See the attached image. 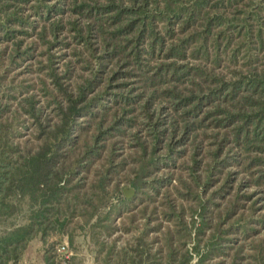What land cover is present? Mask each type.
<instances>
[{
    "label": "trees",
    "instance_id": "trees-1",
    "mask_svg": "<svg viewBox=\"0 0 264 264\" xmlns=\"http://www.w3.org/2000/svg\"><path fill=\"white\" fill-rule=\"evenodd\" d=\"M31 1L39 15L43 9L47 14L68 10L64 0L58 9L44 0H0V39L29 33L24 25L30 21L21 9ZM70 1L69 11L76 18L67 29L94 58L92 77L76 85L56 79L53 116L47 119L32 92L18 101L21 108L16 112L31 119L34 144L16 139L14 120L6 114L9 104L0 103V221L12 222L0 234V264H29L25 252L36 238L43 245V264H85L75 243L78 235L88 239L87 255L94 264H190L194 257L193 264H222L214 262L215 257L227 258L229 264H264V238L252 245L247 261L238 238L254 231L253 221L239 210V201L251 194L236 193L223 212L214 214L213 207L219 206L215 199L225 198L232 186V172L207 199L200 192L171 186L197 203L190 207L189 219L170 196L171 176L149 180L155 171L175 163L174 144L189 140L192 178L201 185L194 174L201 148L196 130L207 128L215 132L204 188L212 184L213 175L235 165L247 176L240 186L260 187L257 197L264 199V0ZM79 18L87 23L78 26ZM11 23L21 26L13 28ZM63 27L43 26L37 35L57 38ZM22 42L20 38L10 50V64L32 57L34 46L21 49ZM107 68L110 79L131 77L140 89L135 95L131 90L111 95V121L110 107L100 96L87 98L101 85L100 75ZM49 72L55 77L53 69ZM65 73L71 74L70 65ZM158 98L168 102L163 108L171 115L164 155L160 145L167 128L160 127L165 119L149 111ZM136 104L147 120L151 147L136 135L140 154L131 162L138 167L130 172L132 178H121L129 161L116 153L119 140L109 145L105 141L114 133L124 136L125 128L136 123ZM92 125L94 133L89 135ZM96 162L98 168L89 178ZM125 183L134 189L129 197ZM251 219L264 228L263 216ZM63 237L71 250L67 258L52 249Z\"/></svg>",
    "mask_w": 264,
    "mask_h": 264
},
{
    "label": "rangeland",
    "instance_id": "rangeland-1",
    "mask_svg": "<svg viewBox=\"0 0 264 264\" xmlns=\"http://www.w3.org/2000/svg\"><path fill=\"white\" fill-rule=\"evenodd\" d=\"M44 2L49 6L59 5L56 9L61 7V0H44ZM70 2V0H64L63 2L65 9L68 8L66 12L61 13L59 9V11L54 10L47 14L43 9V11H41L42 15H39L35 13L34 8L32 7L33 1H31L21 9V14L24 17H27V19L30 21L29 24L24 25L27 26L25 28H27L29 33L27 35L17 34L10 40H5L4 38L0 39V103L9 104V110L6 112V114L11 116V119L14 120V126L17 130L15 137L17 140H26L31 144H34V137L31 134V119L22 112L21 114H19L20 112H16V110L21 108L20 104H18L19 100L31 92V94H35V98L38 100L37 106H41L43 108V118L47 119L53 116L52 110L54 108V103L51 92H55L54 82L56 79L64 82L65 84L69 83L70 85H76L82 84L86 78H91L93 75L92 70H94L95 66L93 64L94 58L88 53L87 48L85 47L86 44L77 42L76 39L71 38L72 33L67 29L69 26H71L68 22L76 18V15L72 11H69ZM86 20L87 19L79 18L78 26H84L85 23H87ZM10 26L13 28H20L17 26L21 25H18L17 23H11ZM43 26H46L47 30L50 26L64 27L58 32L57 38H54L50 33H47V35L44 37L37 35ZM20 38H23V42L20 47L21 49L32 45L34 46L33 51H31L33 55L28 60L21 61L19 64H10L8 59L10 57L9 52L12 49L14 43L20 40ZM90 42L93 45H96L92 38ZM241 61L242 58H240L239 65ZM88 62L91 63L88 64ZM69 65L71 66V74L66 76L65 69L66 66ZM116 67L117 66H109L108 68L111 70L113 68L116 69ZM235 67H238V65ZM50 68L53 69V72H55V77L48 75L50 73ZM108 68L106 73H101L100 75L101 80H103L99 83L101 85L96 87L94 93H89L87 98L100 96L103 104H106L110 107L108 110V120L111 121L115 109V106L110 101L111 95L114 93H127L129 90H131L129 91L131 94L135 95L140 91V89H137L136 86H138V83L134 82L133 78L131 77L110 79L109 76L111 75V71ZM222 69L224 72H227L226 68L223 67ZM24 90H28V92L22 94ZM10 94L15 95V97H10ZM58 98H60V96H58ZM167 103V101L158 98L149 109V111L153 113L154 118L163 117L165 119V123L161 124L160 127L167 128L166 133H164L163 136L164 139L160 145L161 155L165 154V145L170 142L169 129L167 126L169 125L168 123L171 115L168 111V108H163V106ZM22 104L25 103L23 102ZM141 104L135 105L134 114L137 116L135 118L136 123L125 128V135L122 137H117V135L114 133L112 137L105 141L106 144L109 145L111 142L119 140L116 153L122 155L123 157H127L125 160L129 161L126 164V170L124 172L121 171L119 175L121 178L126 176L132 178L133 174L130 172L134 168L138 167V165H135V163L131 162V158H134L140 154V150L137 149L136 135L139 140H143L151 147V137L147 130V120L145 119V115L142 112ZM196 131L197 136L195 142L200 143L201 148L200 152L196 156V158L200 160V165L197 170L194 171V174L199 175L201 185H197L192 178L190 167L192 166L193 162V149L190 144L192 141L189 140H186L184 144H177L176 142L174 144L176 158L175 163H170L158 171H155V173L152 174L153 177H151L149 180H152L153 178H160L166 175L171 176V182L168 184L170 196L175 198L178 203H181L187 212L186 217L189 219V215L191 214L190 207L196 208L197 203L192 198L190 199V197H183L179 195L177 191L172 188L177 186L176 188L181 192H187L189 189L193 191V193L200 192L201 197L207 199L208 196L214 190L218 189L224 182V175L227 172H232L234 181L230 183L232 186L229 188V193L226 194L227 196L225 198L215 199V202L219 206L217 208L213 207V210L215 215L219 210L223 212L229 202L234 199V195L236 193L247 195L251 194L249 199H241L239 201L241 202L240 204H243L239 210L243 211L244 215L249 217L251 220L250 222L253 221V223L250 225L253 226L252 228H254V231H251L249 236L243 237L242 235H238L240 243L244 245L243 254L247 258L245 261H247L249 259V255L253 252L251 249L252 245L258 243L259 240L264 238V228L260 226L259 223L254 221L255 219H251L252 217H264V199H259L257 196L260 195V193L256 191L260 190V187L252 185L240 186L239 181L247 177L246 173L240 171L238 166L229 165V167L222 169L219 174L213 175L212 178L214 181L212 184L204 188L202 182H204L203 180H205L208 174L207 165L211 161L210 155L208 153V150L212 148L210 147V142L212 141L211 134H213L215 131L207 128H202ZM92 132L94 133L93 125L88 130L89 135L92 134ZM178 137L179 134L175 138ZM105 153L106 155L108 154L104 151V154ZM118 158L120 157L118 156ZM96 168H98V162H96L92 167L89 178L92 177L91 174ZM179 178L182 180V182L179 181ZM120 185L123 186L122 184ZM124 186L132 188L128 183H125ZM238 186L241 188L239 189ZM132 192L134 193V189ZM160 196H162V194L158 195V200L160 199ZM236 218L237 216L235 215L232 220H235ZM117 225L121 224L117 223ZM11 227V221H0V234H2L4 231H7ZM230 236H236V234ZM75 243L81 247L82 253L85 255V264L89 263L92 259L89 255H87L90 244L88 239L78 235ZM62 245H66L67 251H71L66 237H63L58 244L52 247V249L57 253H61L59 249ZM191 247L192 242L189 241L187 248L191 250ZM42 249L43 245L38 238L32 240L26 249L25 260L29 264H43ZM218 260L221 261L222 264H229L227 258L224 259L222 257H215L213 261L217 262ZM194 261L195 257L190 264H193Z\"/></svg>",
    "mask_w": 264,
    "mask_h": 264
},
{
    "label": "built area",
    "instance_id": "built-area-1",
    "mask_svg": "<svg viewBox=\"0 0 264 264\" xmlns=\"http://www.w3.org/2000/svg\"><path fill=\"white\" fill-rule=\"evenodd\" d=\"M59 250L64 255V258H67L69 256V253L67 252V246L66 245H62Z\"/></svg>",
    "mask_w": 264,
    "mask_h": 264
},
{
    "label": "water",
    "instance_id": "water-1",
    "mask_svg": "<svg viewBox=\"0 0 264 264\" xmlns=\"http://www.w3.org/2000/svg\"><path fill=\"white\" fill-rule=\"evenodd\" d=\"M133 189L132 188H129V187H126L124 188V193L127 197L131 196L133 194Z\"/></svg>",
    "mask_w": 264,
    "mask_h": 264
},
{
    "label": "crops",
    "instance_id": "crops-1",
    "mask_svg": "<svg viewBox=\"0 0 264 264\" xmlns=\"http://www.w3.org/2000/svg\"><path fill=\"white\" fill-rule=\"evenodd\" d=\"M91 260V259H90ZM87 264H94L93 262H92V260L89 262V263H87Z\"/></svg>",
    "mask_w": 264,
    "mask_h": 264
}]
</instances>
